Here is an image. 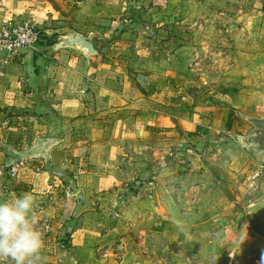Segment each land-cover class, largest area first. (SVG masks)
Instances as JSON below:
<instances>
[{"label": "crops", "instance_id": "1", "mask_svg": "<svg viewBox=\"0 0 264 264\" xmlns=\"http://www.w3.org/2000/svg\"><path fill=\"white\" fill-rule=\"evenodd\" d=\"M0 1V28L4 20H32L42 33L38 49L20 51L0 75V166L6 169L15 160L12 153H26L41 139L56 141L46 160L23 161L19 179L0 180V199L30 192L38 216L56 225L57 235L45 242L40 263L94 264L91 255L97 253L106 264H124L114 239L136 255L137 248L164 255L180 245L176 223L184 218L170 195L204 188L215 170L204 162V151L219 149L216 132L232 133L238 121L226 109L217 127L215 113L199 108H220L229 95H190L194 69L179 52L184 48L154 60L142 45L159 38L161 8L182 13L180 6L187 4L42 0L37 7L32 0ZM56 32L91 37L98 55L87 60L74 49L52 50ZM231 150L239 154L237 146ZM237 163L229 162L232 172ZM244 168L251 178L258 173L251 160ZM137 194L157 204L145 216L160 214V222L151 216L144 224L133 202ZM64 228L72 231L68 248L58 244Z\"/></svg>", "mask_w": 264, "mask_h": 264}, {"label": "rangeland", "instance_id": "2", "mask_svg": "<svg viewBox=\"0 0 264 264\" xmlns=\"http://www.w3.org/2000/svg\"><path fill=\"white\" fill-rule=\"evenodd\" d=\"M41 1L32 0L37 7ZM185 4L180 6L182 13L174 8H161L156 14L161 26L159 38H148L142 45L150 48L149 59L154 60L176 55L184 48L179 52L194 69L190 95L206 99L214 93L229 95L220 108H199L215 113L217 127L222 126L226 109L233 111L238 121L232 133L216 132L220 135L219 149L204 151L206 165L213 163L215 167L211 168L204 188L188 195L184 192L170 195L169 202L184 218L176 219V225L181 227L180 245L164 255L146 252L147 247L137 248L140 252L136 255L134 249L118 239L113 240V246L120 244L118 253L124 264H264V159L254 147L242 144L253 129L246 119L264 118V0H184ZM52 36L56 40L66 35L56 32ZM235 146L238 155L231 150ZM230 160L238 162L234 166L236 172L230 170ZM250 160L258 167L253 178L248 176L251 171L244 168ZM144 161L146 169H150V159ZM137 195L133 202L139 204L146 224L152 215L146 217L145 211L150 213L157 204ZM167 203L165 200L162 205ZM163 218L160 214L153 215L152 222ZM52 224L54 231L44 244L57 235L56 225ZM52 251L55 254L51 248L48 252ZM92 259L94 264H106L97 253L91 255Z\"/></svg>", "mask_w": 264, "mask_h": 264}, {"label": "clouds", "instance_id": "3", "mask_svg": "<svg viewBox=\"0 0 264 264\" xmlns=\"http://www.w3.org/2000/svg\"><path fill=\"white\" fill-rule=\"evenodd\" d=\"M30 192L0 199V264H39L44 246Z\"/></svg>", "mask_w": 264, "mask_h": 264}, {"label": "built area", "instance_id": "4", "mask_svg": "<svg viewBox=\"0 0 264 264\" xmlns=\"http://www.w3.org/2000/svg\"><path fill=\"white\" fill-rule=\"evenodd\" d=\"M195 26H198V24ZM41 39L42 33L34 23L29 21L14 22L4 20L0 28V54L3 55V58L0 60V75L3 73V69L20 51L37 50ZM23 166L24 162L18 160L7 170L0 166V180L5 177L14 180L19 179ZM137 197L140 196L137 195ZM38 218L39 222L36 227L42 233L43 241H45L54 231L53 224L47 218L40 216Z\"/></svg>", "mask_w": 264, "mask_h": 264}, {"label": "water", "instance_id": "5", "mask_svg": "<svg viewBox=\"0 0 264 264\" xmlns=\"http://www.w3.org/2000/svg\"><path fill=\"white\" fill-rule=\"evenodd\" d=\"M50 48H52V50L64 48L74 49L82 53L87 60L98 55V50L93 39L79 34L59 37L53 41ZM246 121L253 129L247 137L242 139V144L246 147H254L256 152L261 155V159H264V118H248ZM55 143V139L52 138L41 139L30 151L26 153H12V157L18 161H24L36 156L46 160L47 149Z\"/></svg>", "mask_w": 264, "mask_h": 264}, {"label": "trees", "instance_id": "6", "mask_svg": "<svg viewBox=\"0 0 264 264\" xmlns=\"http://www.w3.org/2000/svg\"><path fill=\"white\" fill-rule=\"evenodd\" d=\"M228 130L231 128V122L228 123ZM11 161L12 164L15 162ZM12 164L10 166H8L6 169L10 168L12 166ZM72 231L69 228H64L62 229V231L60 232V236L58 238V244L64 248H68L69 247V239L71 236Z\"/></svg>", "mask_w": 264, "mask_h": 264}]
</instances>
